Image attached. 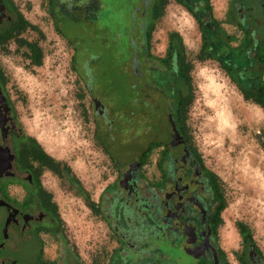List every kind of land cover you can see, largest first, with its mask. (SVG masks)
Returning <instances> with one entry per match:
<instances>
[{
  "label": "rangeland",
  "instance_id": "rangeland-1",
  "mask_svg": "<svg viewBox=\"0 0 264 264\" xmlns=\"http://www.w3.org/2000/svg\"><path fill=\"white\" fill-rule=\"evenodd\" d=\"M11 1L36 28H27L23 40L38 46L42 52V65L36 66L29 59L31 51L28 47L15 39L2 47L0 66L6 74L8 93L26 133L36 139L52 158L68 165L90 200L100 207L99 214L95 213L78 195L75 184L72 185L65 176L45 169L43 184L53 196L62 222L59 234L44 237V258L60 264H112L114 259L119 262L121 257L126 259L131 255L128 264H160L153 252L155 241L160 238L155 189L159 180L156 167L159 149L151 152L142 171L143 184H149V189L141 193L139 201L127 204L130 212H126L125 220L115 221L112 227L105 212L108 210L110 218L116 214V207L111 206L112 192L121 180L120 168L127 166L134 157L133 153L140 149L121 132L117 134V140L110 137L107 144L102 141V128L105 127H100L102 119L97 113L94 97L101 99L100 96L105 94L109 98L106 100L110 107L107 110L109 118H124L125 114L116 105L117 86L116 83L113 85L112 78L115 66L108 49L112 44H105L98 37L95 44H98L96 49L101 58L94 61L91 52L85 51L93 43V31L70 21H66L64 27L70 38L58 30L51 11V4L56 0ZM228 1L211 0L217 17L222 16ZM107 4L104 14L109 17L130 13L126 0H107ZM172 33L181 35L186 56L193 66L190 76L194 96L187 115L191 142L205 166L220 179L227 205L221 214L223 223L217 231L219 245L230 264H241L246 261L249 247L243 241L238 227L240 223L247 225L264 255V108L246 100L216 60L201 56L203 37L199 23L174 1L167 5L155 24L150 46L154 55H165ZM77 38L83 43L77 44ZM102 65H108L106 68L109 69L103 90L98 69L105 67ZM117 72L121 76L120 71ZM94 77L96 82L92 83ZM89 85L92 88L89 89ZM216 94L230 105L235 124L234 131L225 136L214 123L216 115L212 104ZM242 110L250 112V116L242 114ZM161 137L167 139V133ZM142 141L141 147L150 142L149 138ZM251 157L258 176L255 187L241 179L238 170L239 162L248 163ZM127 179L125 174L122 182ZM123 196L125 192L120 193L118 199L124 200ZM164 214L171 215L169 210ZM120 236L125 238L127 245ZM162 262L170 264L166 258Z\"/></svg>",
  "mask_w": 264,
  "mask_h": 264
},
{
  "label": "flooded vegetation",
  "instance_id": "flooded-vegetation-1",
  "mask_svg": "<svg viewBox=\"0 0 264 264\" xmlns=\"http://www.w3.org/2000/svg\"><path fill=\"white\" fill-rule=\"evenodd\" d=\"M172 1L179 4L177 0H126L130 8L127 16L104 14L107 0H56L50 10L54 24L64 35L70 38L65 30L66 21L90 28L92 42L100 37L105 44H112L110 55L114 62L117 59L121 64L122 70L119 71L125 81L124 99L129 106L132 105L133 111L131 108L123 111L124 118H109L107 110L110 107L106 99L94 97L97 113L102 119L100 127H105L102 128V141L107 144L112 137L117 140V134L121 132L135 145H140L143 138L159 144L156 148L160 150L156 164L159 180L155 189L160 238L154 246L159 249V243L166 241L185 253H156V261L163 264L161 261L166 258L170 264H230L219 245L218 230H214L216 196L194 157L187 135L180 129L178 77L177 70L173 69L175 58L171 66L164 61L168 58L170 40L163 56L154 55L150 47L149 22L164 13ZM185 1L193 4L201 15L211 46L219 55L220 60L216 61L235 71L242 91L247 93L246 85L252 84V101H264V0H229L221 17L214 14L210 0L213 19L208 13L207 0ZM16 10L19 12L10 0H0V49L12 39L17 42L19 37L24 38L25 31L19 36L15 30ZM76 43H83V40L77 38ZM91 59L98 61L100 58L95 55ZM0 70V264H60L44 258V237L59 234L61 230L58 206L53 198L46 199L43 193L47 190L42 178L44 170L49 168L35 158V146L8 93L6 74L1 66ZM156 74L161 76L160 86L154 81ZM116 124L121 127L115 128ZM163 133H167V139L161 137ZM116 163L120 165L118 161ZM127 163L120 168L121 180L112 192L111 206L116 207L117 212L110 218L105 210L112 227L115 221L125 220L126 212H130L127 204L139 201L141 193L149 189V184H143L142 171L146 166L143 157L134 156ZM125 174L128 179L122 182ZM123 192L124 200H119ZM168 210L170 216L164 214ZM121 239L128 244L125 238ZM131 257L129 255L126 259ZM246 262L264 264L252 247L248 248Z\"/></svg>",
  "mask_w": 264,
  "mask_h": 264
},
{
  "label": "trees",
  "instance_id": "trees-1",
  "mask_svg": "<svg viewBox=\"0 0 264 264\" xmlns=\"http://www.w3.org/2000/svg\"><path fill=\"white\" fill-rule=\"evenodd\" d=\"M179 4L185 6L192 14L193 16L196 18L197 22L199 23L200 29L203 32V45H202V49H201V56L206 58V59H214V60H220L219 59V55L213 50V47L211 46L210 43V37L207 35V31L205 29V23L203 22V19L201 18V15H199L196 11V7L193 4L187 3L185 0H177ZM196 1V0H195ZM201 1V0H200ZM10 2L12 3V5H14V3L10 0ZM208 2V13L211 14V18L213 19V12H212V6H210V0H207ZM15 9L16 6L14 5ZM17 12V27L15 30L18 31L17 35L20 36V34L22 32H24L27 28H31L32 30H36V28L32 25H30V23L25 19V17L18 12L17 10L15 11ZM164 13H161L159 15H156L150 22H149V40L151 41L152 39V34L155 28V24L158 21L159 18L162 17ZM12 34V33H11ZM12 36V35H11ZM170 45L168 48V58L164 59L165 62H169L168 65L171 66V61L173 58H175V64H173V69L177 70V77H178V81H177V87H178V119L181 122V127L180 129L182 130L184 135H187L188 141L192 147V152L194 154V157L197 159L198 164L200 165L201 169L203 170L204 174L207 176L208 180L210 181V188L211 191L213 192V194H215L216 196V210H215V219H214V230H218L219 227L221 226V224L223 223V219L221 217L222 212L226 209V201H225V196L223 193V190L221 188L220 185V179L217 177V175L215 173H213L211 170H209L203 160L201 155L199 154L197 148L192 144L191 142V135L189 132V127L187 125V115H188V110H189V106L191 104V102L193 101V87H192V81H191V71L193 66L191 65V63L189 62L186 53H185V45L183 42V39L181 37V35L179 33H172L170 34ZM17 41L22 45V46H27L29 51H31V55L29 57V59L32 60V62L36 65V66H41L42 65V52L40 51V49L38 48V46L34 43H30L26 40H23L22 38H18ZM98 46V44L92 43L90 46L86 47L87 52H91V57L92 56H99V58H101V54L97 51L96 47ZM111 49L109 48V51ZM30 54V53H29ZM111 56V55H110ZM113 59V58H112ZM114 61V60H113ZM105 67L102 68H98L99 69V77L102 80V84H101V88L102 90L104 89L105 86V80L107 79L108 76V70L106 67H108V65H102ZM114 66H115V70H113V79H114V83L113 85L117 86V97H116V101H117V106H120V110L121 111H126L129 110V108H131L130 110L133 111L132 105H128V102L125 101L124 99V91L123 86L125 84V81L123 80V78L121 76L118 75L117 70L121 69V64L118 63L117 59L114 62ZM221 67L227 72V74L229 75V77L231 78V80L240 88L244 98L248 101H252L251 100V95L250 93L252 92L253 86L251 83H248L247 89L248 92L246 93L245 91H242V85L237 83V77H236V73L233 69H226L223 65H221ZM1 70H0V74H1ZM116 72V73H115ZM117 74V75H116ZM158 75V74H156ZM154 81L156 83V85H162L161 83V76H154ZM95 77L92 80L93 82H96V80H94ZM101 80L98 81V84H100ZM169 84V83H168ZM100 86V85H99ZM121 86V88L119 89V87ZM92 88V85H89V89ZM100 93V91H99ZM100 97H104L106 100H109V98H106V95L103 94ZM115 101V102H116ZM256 104L260 105L261 107L264 108V101L260 100V101H253ZM132 104V102H131ZM128 108H127V107ZM133 115V114H132ZM120 125H115V128H119ZM121 127V126H120ZM30 141L34 144L35 146V158L41 160L42 164L44 166H46L47 168H49V170L54 171L55 173H57L59 176L62 177H66L68 179V181L73 185L75 184L78 188L77 193L78 195L82 196L87 204L88 207L93 210L95 213L99 214V204L93 202L90 200L89 195L87 193V191L84 189V187L82 186L81 182L79 181V179H77V177L73 174L72 169L61 162L56 161L54 158H52L43 148L42 146L37 142L36 139H34L33 137H30ZM137 147H140L139 151L137 153H133L134 156H138L140 155L141 157H143V164L147 163V160L151 154V152L158 148L159 144L156 143H148L146 145V147H141L140 145H136ZM168 147V145H167ZM44 195H46V199H52L53 196L51 195V193H48L47 191L44 190ZM59 218V227H61V217L60 215H58ZM240 233L243 237V241L247 244V247H252L254 248V250L260 255V257L262 258V260L264 261V255L261 252V250L257 247V245L255 244L254 240H253V235L250 232L249 228L247 227V225H245L244 223H240L238 225ZM159 249H154L153 252L154 254L156 253H161V254H166L168 252L171 253H185V251L183 249H181L180 247H173L170 245L169 242H160L159 243ZM162 248H164L165 250H162ZM117 253H120V251H118ZM169 253V254H171ZM248 253V252H247ZM47 264V263H44ZM112 264H128V260L121 258L120 261L118 262L116 259H114V261L112 262ZM241 264H249L245 262H242Z\"/></svg>",
  "mask_w": 264,
  "mask_h": 264
},
{
  "label": "bare ground",
  "instance_id": "bare-ground-1",
  "mask_svg": "<svg viewBox=\"0 0 264 264\" xmlns=\"http://www.w3.org/2000/svg\"><path fill=\"white\" fill-rule=\"evenodd\" d=\"M212 105L216 115L214 123L216 124L218 131L222 134V136H225L228 133L231 134V132H233L235 129V124L232 117L230 105L226 103L224 99L220 97L219 94H216L215 102ZM241 113L248 117L250 116V112H247L246 110H242ZM250 160L251 161L248 163L239 162L241 164H239L240 167L238 170L240 171V178L255 187L256 181H258L257 169L254 164V159L251 157ZM232 240H236V238H233ZM232 240L231 242H233Z\"/></svg>",
  "mask_w": 264,
  "mask_h": 264
},
{
  "label": "crops",
  "instance_id": "crops-1",
  "mask_svg": "<svg viewBox=\"0 0 264 264\" xmlns=\"http://www.w3.org/2000/svg\"><path fill=\"white\" fill-rule=\"evenodd\" d=\"M77 170L80 171L79 168H77Z\"/></svg>",
  "mask_w": 264,
  "mask_h": 264
}]
</instances>
